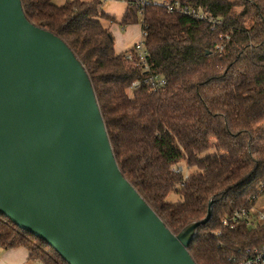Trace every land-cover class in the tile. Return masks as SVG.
Listing matches in <instances>:
<instances>
[{
	"label": "trees",
	"instance_id": "obj_1",
	"mask_svg": "<svg viewBox=\"0 0 264 264\" xmlns=\"http://www.w3.org/2000/svg\"><path fill=\"white\" fill-rule=\"evenodd\" d=\"M104 1L21 3L29 21L61 37L84 65L120 171L166 227L178 233L203 219L212 202L209 221L197 226L188 245L196 264H234L246 248L264 247V223L221 222L264 193V0H177L215 25L145 5L147 61L166 78L157 91L126 57L131 47L115 51L102 22L115 19ZM121 1L127 6L120 23H137L138 0ZM136 79L141 83L129 92ZM182 163L186 174L175 171ZM0 247H23L42 264H67L2 213Z\"/></svg>",
	"mask_w": 264,
	"mask_h": 264
},
{
	"label": "water",
	"instance_id": "obj_2",
	"mask_svg": "<svg viewBox=\"0 0 264 264\" xmlns=\"http://www.w3.org/2000/svg\"><path fill=\"white\" fill-rule=\"evenodd\" d=\"M117 164L92 82L21 0H0V213L67 264H196Z\"/></svg>",
	"mask_w": 264,
	"mask_h": 264
},
{
	"label": "built area",
	"instance_id": "obj_3",
	"mask_svg": "<svg viewBox=\"0 0 264 264\" xmlns=\"http://www.w3.org/2000/svg\"><path fill=\"white\" fill-rule=\"evenodd\" d=\"M150 2H155L161 5L168 12H179L182 14L190 15L199 19L206 18L211 24H218L219 21L211 17H206V14L201 11L199 8L195 7H186L181 6L180 3L175 0H138V22L141 26V39L133 44L131 49L126 52V57L133 61V63L141 68L144 71L143 82L147 83L150 86L152 91L159 90L166 83V78L160 73H154L152 71L151 65L147 61V50L145 48L144 39L146 37V32L143 31V9L144 6ZM218 50L221 49V46H217ZM134 59V60H133ZM141 80L136 79L132 81L131 85L128 88V91L131 92L133 89L139 86ZM182 166H179L175 171H182ZM255 199V197H253ZM240 220H246L247 224L255 223H264V209L258 210L253 206L249 209L240 208L235 209L231 214L224 216L221 219V222L225 226H232L233 223ZM1 264V260H0ZM234 264H264V247H254L246 248L244 251V257Z\"/></svg>",
	"mask_w": 264,
	"mask_h": 264
},
{
	"label": "crops",
	"instance_id": "obj_4",
	"mask_svg": "<svg viewBox=\"0 0 264 264\" xmlns=\"http://www.w3.org/2000/svg\"><path fill=\"white\" fill-rule=\"evenodd\" d=\"M114 1H118L121 3L114 2ZM117 3L121 5L119 12L118 13L114 12V11L112 12L110 10L111 5L117 4ZM126 6H127V4L125 1L107 0L104 3L103 9L110 16L114 17L115 19L118 18V20H121L123 13L125 12ZM117 25H118V23L116 20L109 21V24L105 25L109 28V30L111 32L115 28L116 29L115 31L118 33V41L116 42L114 39V49L116 52L126 51L127 49L132 47L135 42H137L139 39H141V26H140V24H139V32L135 35H134L135 28L133 27V25H135V24L127 25L125 28V31L123 33L119 32ZM0 249H1V253H0L1 264H42L40 261L28 259V252L23 247H16V248H11V249L0 248Z\"/></svg>",
	"mask_w": 264,
	"mask_h": 264
},
{
	"label": "rangeland",
	"instance_id": "obj_5",
	"mask_svg": "<svg viewBox=\"0 0 264 264\" xmlns=\"http://www.w3.org/2000/svg\"><path fill=\"white\" fill-rule=\"evenodd\" d=\"M65 1H66V0H53V2H54L55 4H57V5H61V4H63ZM106 1H107V0H105V1L102 3L103 6H104V3H105ZM156 1H158V0H156ZM114 2H118V1H114ZM118 3H121V2H118ZM118 3H117V4H112V5H111V9H110V10H111L112 12H113V11H114V12H117V13L119 12V10H120V8H121V5L118 4ZM235 9H236L237 12H239L241 8H240V7H236ZM114 19H115V18H114ZM115 20H116L117 23H118L117 28L119 29V32H120V33H123V32L125 31V28H126L127 25H122V24L120 23V20H118V18L115 19ZM102 22H103L104 25H108V24H109V21H105V20H104V21H102ZM110 23H111V22H110ZM133 24H135V25H133V27L135 28V33H134V35H135V34H137V33L139 32V23L137 22V23H133ZM115 30H116V29L114 28V30L112 31V34H113V37H114L115 41L117 42V41H118V33H117ZM182 165H183V171H182V173H183V174H186L188 169H186L184 163H182ZM175 197L177 198V195H175V194H171V195L167 198V200H168L169 202H173V199H174ZM254 207H255L256 209H258V210L264 209V193L258 195ZM0 248H1V247H0ZM0 253H1V249H0Z\"/></svg>",
	"mask_w": 264,
	"mask_h": 264
}]
</instances>
